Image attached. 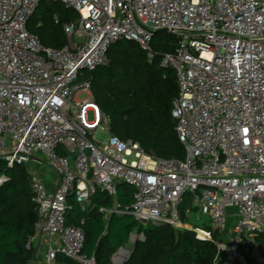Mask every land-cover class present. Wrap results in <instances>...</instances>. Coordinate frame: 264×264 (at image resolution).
<instances>
[{"label": "built area", "instance_id": "obj_1", "mask_svg": "<svg viewBox=\"0 0 264 264\" xmlns=\"http://www.w3.org/2000/svg\"><path fill=\"white\" fill-rule=\"evenodd\" d=\"M42 1L79 14L63 24L67 42L60 48L43 46L26 27ZM160 29L176 39L160 64L176 76L171 116L183 159L148 155L111 133L99 142L95 135L109 131V118L82 76L108 63L107 49L117 40L137 42L151 59ZM38 153L58 175L49 190L28 169L38 212L30 241L44 236L46 264L59 253L95 264L82 251V227L65 221L67 197L74 194L84 211L98 189L114 197L119 183L134 187V200L124 208L100 207L104 218L128 213L139 222L190 229L216 245L212 264H261L264 0H0V161L28 167ZM9 179L0 172V186ZM187 194L202 228L180 219ZM142 240V232L131 231L112 262L125 264Z\"/></svg>", "mask_w": 264, "mask_h": 264}, {"label": "trees", "instance_id": "obj_2", "mask_svg": "<svg viewBox=\"0 0 264 264\" xmlns=\"http://www.w3.org/2000/svg\"><path fill=\"white\" fill-rule=\"evenodd\" d=\"M40 13L34 16L36 10ZM27 20V29L45 47L60 48L67 42L63 24L78 19L79 14L56 1H42ZM57 15V21L54 15ZM176 39L172 35L154 36L151 42L153 57L149 59L140 45L132 40H117L107 49L108 63L85 70L90 81L93 100L109 118V131L121 140L137 142L148 155L164 159H183L185 150L175 131L171 116L172 100L177 95L173 69L161 66L164 53L174 51ZM10 179L0 186V264H31L38 212L29 186L26 164L6 167L0 161V172ZM134 187L125 183L116 186L115 196L98 189L89 198L86 210L76 202L74 194L67 197L65 221L79 225L84 232L82 251L93 255L95 264H114L116 249L126 243L131 231L144 234L136 241L125 264H212L217 247L195 232L176 229L167 223L139 222L132 214H110L104 218L100 207L130 206ZM193 209L189 196L179 206L180 219L187 222ZM83 220V223L81 221ZM217 237V233H213ZM264 264V234L256 237ZM55 264H79L59 253Z\"/></svg>", "mask_w": 264, "mask_h": 264}, {"label": "crops", "instance_id": "obj_3", "mask_svg": "<svg viewBox=\"0 0 264 264\" xmlns=\"http://www.w3.org/2000/svg\"><path fill=\"white\" fill-rule=\"evenodd\" d=\"M41 155V154H40ZM29 170L36 171L41 179L43 180L44 184L49 190H54L55 187L58 184V175L57 173L50 167L43 165L41 163L40 156H36L34 160H32L29 165H28ZM89 200L86 203V207H88ZM189 218H192L193 220L199 222L202 224V220L195 212H191ZM188 226L192 227L188 223H186ZM31 244L34 248V254H33V259L31 261V264H46V261L44 259V254H45V238L44 236L38 239L31 240ZM56 260L52 263L55 264Z\"/></svg>", "mask_w": 264, "mask_h": 264}, {"label": "rangeland", "instance_id": "obj_4", "mask_svg": "<svg viewBox=\"0 0 264 264\" xmlns=\"http://www.w3.org/2000/svg\"><path fill=\"white\" fill-rule=\"evenodd\" d=\"M60 3V2H59ZM41 11V8L37 9L36 10V13L34 14V16H37ZM170 35L169 33H165V32H158L155 36H160V35ZM85 71V70H84ZM83 71V72H84ZM109 134H110V131H98L95 135L96 139L99 141V142H105L108 137H109ZM41 153H38L37 155L40 156V159H41V163L43 165H46L47 166V163H48V159L46 158L45 155L41 154ZM188 196V194L186 195V197ZM204 220L206 221L207 219L204 218ZM189 225H191L192 227H199V228H202L204 226H202V224H200L199 222L193 220L192 218H189L187 220V222Z\"/></svg>", "mask_w": 264, "mask_h": 264}, {"label": "water", "instance_id": "obj_5", "mask_svg": "<svg viewBox=\"0 0 264 264\" xmlns=\"http://www.w3.org/2000/svg\"><path fill=\"white\" fill-rule=\"evenodd\" d=\"M56 2H57V1H56ZM36 8H37V6H36ZM36 8L33 10L32 14L28 17V19L33 15V13L35 12ZM165 31H166L165 29H160V30H158V31H156V32H165ZM156 32H155V33H156ZM143 223H145V221H143ZM40 238H41V234L38 235V239H39V240H40Z\"/></svg>", "mask_w": 264, "mask_h": 264}]
</instances>
